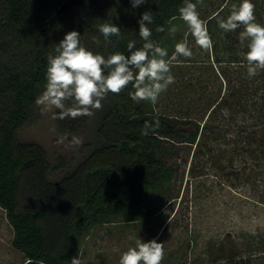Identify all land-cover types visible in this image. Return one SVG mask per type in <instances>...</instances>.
<instances>
[{
	"label": "trees",
	"instance_id": "obj_1",
	"mask_svg": "<svg viewBox=\"0 0 264 264\" xmlns=\"http://www.w3.org/2000/svg\"><path fill=\"white\" fill-rule=\"evenodd\" d=\"M240 2L224 0L205 13H200L203 2L197 5L226 83V91L205 115L195 119L155 112L146 102L129 97L130 85L119 95L109 93L102 109L90 117L56 119L59 132L87 138L86 151L80 156L60 154L52 162L41 144L22 140L20 131L40 118L35 100L44 90L47 57L55 54L56 44L75 30L94 53L105 58L117 51L129 55V41L137 48L145 43L138 21L150 11L151 40L163 47L169 20L179 16L183 0H147L136 8L131 0H0V206L7 212L13 246L24 253L25 264H71L80 253V238L93 226L136 211L145 218L154 216L152 193L175 170L162 155L177 143L195 144L190 172L197 176L207 174L208 159L205 163L203 159L215 152L210 159L219 174L256 190L264 186V70L248 78V49L239 39L243 29L224 32L218 24ZM252 2L258 22L264 1ZM103 23L118 26L121 36L105 43L98 31ZM93 37L99 38V45ZM239 114L250 122L244 118L236 123ZM156 119L160 127L142 135L144 123ZM230 264L248 262L231 259Z\"/></svg>",
	"mask_w": 264,
	"mask_h": 264
},
{
	"label": "rangeland",
	"instance_id": "obj_2",
	"mask_svg": "<svg viewBox=\"0 0 264 264\" xmlns=\"http://www.w3.org/2000/svg\"><path fill=\"white\" fill-rule=\"evenodd\" d=\"M223 1L204 0L200 13L213 10L215 4ZM258 19L264 25V3ZM173 25L177 31L170 34ZM182 40L187 41L193 54L189 58L173 59L175 45ZM211 47L204 50L197 46L179 16L168 23L163 48L168 51L175 83L160 95L155 105L146 102L148 108L172 117L197 119L198 115H205L208 106L226 91ZM56 112L41 111L37 121L28 123L20 131L22 140L41 144L52 162L60 154L80 156L82 150L86 151L83 145L87 139H82L83 144L78 148L72 147L70 136L57 129L53 119ZM229 115L223 113L227 118ZM237 118L236 123L246 119L242 114ZM259 133H263L262 128ZM194 150L195 144L183 142L162 155L168 164H174L175 170L172 178L152 193L153 206L157 207L154 216L145 218L138 211L126 213L93 226L80 238L82 264H119L122 253L134 246L136 239L144 242L156 239L163 243L162 264H230L231 259L264 264V202L261 201L264 186L256 190L246 183H233L224 173L219 174L210 159L215 157V152L203 159L204 163L208 159L207 174L197 176V172H190ZM13 238V226L6 210L0 206V264L26 263L24 253L13 246Z\"/></svg>",
	"mask_w": 264,
	"mask_h": 264
},
{
	"label": "clouds",
	"instance_id": "obj_3",
	"mask_svg": "<svg viewBox=\"0 0 264 264\" xmlns=\"http://www.w3.org/2000/svg\"><path fill=\"white\" fill-rule=\"evenodd\" d=\"M147 0H131L133 8L146 3ZM203 0H183L179 8V18L187 25L196 45L207 50L212 46L206 23L201 20L197 9L198 3ZM173 17L172 20H175ZM169 21V24L172 23ZM139 23V36L145 41L142 47L137 48L135 41H129L127 49L129 55L119 51L110 54L107 58L99 53L87 49L81 43V34L75 30L69 31L56 44L54 53L47 57L46 83L35 104L42 112L58 110L53 119L78 118L94 115V110H100L109 93L119 95L130 85L133 91L129 97L136 103L149 102L155 105L160 95L175 83L171 73V62L167 58V49L151 40L152 31L148 27L153 23V13L145 11ZM219 28L224 32H233L242 28L239 33L240 42H246L247 77L253 78L264 70V25L256 20L255 4L252 0H241L233 4L230 14L218 21ZM163 32V27H157ZM105 43H111L110 37H120L121 29L109 23L98 26ZM177 27L173 25L169 32L175 34ZM93 41L99 45L98 37ZM192 51L187 41L182 40L175 45L173 59L177 56L189 58ZM160 127V121L154 123L146 121L141 134L149 135ZM55 129L53 128V131ZM62 142V141H61ZM71 146L78 148L83 140L72 136ZM78 252L71 258V264H82ZM165 252L164 245L152 239L144 242L136 239L134 246L122 253L119 264H162Z\"/></svg>",
	"mask_w": 264,
	"mask_h": 264
}]
</instances>
